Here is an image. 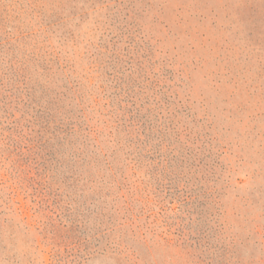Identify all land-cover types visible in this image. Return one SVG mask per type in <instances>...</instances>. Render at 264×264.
Instances as JSON below:
<instances>
[{
  "label": "rangeland",
  "instance_id": "374dc122",
  "mask_svg": "<svg viewBox=\"0 0 264 264\" xmlns=\"http://www.w3.org/2000/svg\"><path fill=\"white\" fill-rule=\"evenodd\" d=\"M0 264H264V0H0Z\"/></svg>",
  "mask_w": 264,
  "mask_h": 264
}]
</instances>
